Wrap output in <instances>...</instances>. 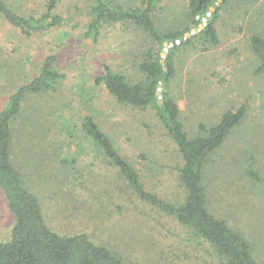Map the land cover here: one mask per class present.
Segmentation results:
<instances>
[{"label": "rangeland", "instance_id": "374dc122", "mask_svg": "<svg viewBox=\"0 0 264 264\" xmlns=\"http://www.w3.org/2000/svg\"><path fill=\"white\" fill-rule=\"evenodd\" d=\"M3 1L27 16L43 13L47 0ZM96 1L58 0L61 25L28 37L0 15V110L39 75L47 57H54V70L63 77L55 92L23 99L11 124L12 164L37 195L47 225L60 235L84 233L128 264H225L187 228L140 202L81 131L83 118L90 116L148 191L171 203L183 201L182 161L155 110L118 104L98 82L105 67L132 84L143 81L139 66L149 48H159L129 22H106L97 40L88 36ZM111 1L122 10L146 4ZM219 3L210 17L218 43L206 48L194 40L179 48L168 91L191 138L205 135L227 111L244 109L241 121L207 157L203 184L209 212L241 233L264 264V72L256 73L258 60L250 47L254 35L264 38V0ZM187 8V0H158L152 14L156 30L168 34L189 28ZM169 48L163 47L166 56ZM13 227L0 190V242L10 240Z\"/></svg>", "mask_w": 264, "mask_h": 264}, {"label": "trees", "instance_id": "16d2710c", "mask_svg": "<svg viewBox=\"0 0 264 264\" xmlns=\"http://www.w3.org/2000/svg\"><path fill=\"white\" fill-rule=\"evenodd\" d=\"M157 1L146 0L144 8L122 10L113 6L111 0H97L91 8L92 19L87 35H92L97 40L104 23L129 22L134 23L157 44L159 51L149 48L145 60L139 66V72L144 76L143 81L132 84L124 74L105 67L104 75L98 78V82L104 85L118 104L136 108L151 107L155 110L156 117L176 146L182 161L180 181L185 192L183 201L171 203L148 191L136 169L121 157L113 142L90 116L83 118L81 131L86 139H91L93 145L103 152L108 166L114 168L117 178L140 202L187 228L196 238L210 245L225 264H259L252 255L247 239L209 212L203 184V168L207 157L221 146L231 129L241 121L244 109L241 107L235 112L227 111L205 135L191 138L183 129L177 104L168 91L175 75L173 54L179 48L187 47L194 40L206 48L218 43L214 20L210 18L214 13L210 9L216 11L223 4L219 3L220 0H187L191 26L180 32L163 34L156 30L152 20ZM57 2L58 0H47L43 13L26 16L14 12L0 0V15L23 36L28 37L61 25L62 19L55 13ZM221 2L225 3L226 0ZM203 19L206 20V25L199 30ZM193 29L197 30L195 34L168 49L162 64L160 53L163 43L171 45L172 42H178ZM250 47L258 60L256 73L264 72V38L254 35ZM54 62L53 56L47 57L39 75L12 94L0 110V190L14 217L10 240L0 242V264H128L119 254L94 243L84 233L60 235L54 232L45 221L37 195L22 182L19 172L12 164V121L19 116L22 101L27 95L56 91L55 86L63 77L54 70ZM158 89H162L160 105L155 94Z\"/></svg>", "mask_w": 264, "mask_h": 264}, {"label": "water", "instance_id": "95a60500", "mask_svg": "<svg viewBox=\"0 0 264 264\" xmlns=\"http://www.w3.org/2000/svg\"><path fill=\"white\" fill-rule=\"evenodd\" d=\"M210 10L212 11L213 8H211ZM199 28H200L199 30H202V29H203V26L200 25ZM196 32H197V30L193 29L191 33H187V34H185V38L180 39L178 42H172L170 46H169L168 43H163V47L165 48V50H166L168 47H175L179 42H181V41L184 40V39L189 38L191 35L195 34ZM161 56H162V58H165V56H166V51H162V52H161ZM163 69H164V68H163ZM164 70H165V69H164ZM155 94H156V96H158V91H157ZM160 103H161V102L159 101V104H160Z\"/></svg>", "mask_w": 264, "mask_h": 264}]
</instances>
